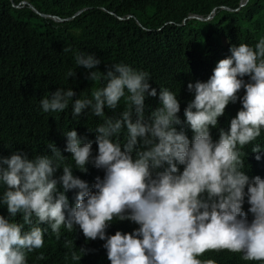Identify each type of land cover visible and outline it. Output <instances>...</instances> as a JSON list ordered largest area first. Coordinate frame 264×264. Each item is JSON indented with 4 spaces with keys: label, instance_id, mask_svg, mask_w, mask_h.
Segmentation results:
<instances>
[{
    "label": "clouds",
    "instance_id": "obj_1",
    "mask_svg": "<svg viewBox=\"0 0 264 264\" xmlns=\"http://www.w3.org/2000/svg\"><path fill=\"white\" fill-rule=\"evenodd\" d=\"M241 17L242 40L179 32L160 44L169 56L157 65L164 54L153 51L150 72L125 63L101 72L100 59L78 52L76 66L101 82L89 96L59 86L54 65L57 89L40 105L63 124L59 141L0 156V264H28L66 231L95 244L103 264H264V14ZM188 41L203 42L201 57ZM65 247L74 262L85 254L73 240Z\"/></svg>",
    "mask_w": 264,
    "mask_h": 264
},
{
    "label": "trees",
    "instance_id": "obj_2",
    "mask_svg": "<svg viewBox=\"0 0 264 264\" xmlns=\"http://www.w3.org/2000/svg\"><path fill=\"white\" fill-rule=\"evenodd\" d=\"M22 1L39 13L62 19L80 15L63 23H55L32 12L28 5L16 8ZM240 0H0V156L12 151L28 155L43 154L51 142L61 137L63 124L55 116L42 111L40 100L57 86L54 65L64 74L59 86L74 90H90L101 82L87 79L89 72L76 66L75 55L88 52L101 60L98 70L106 72L111 64L125 63L133 68L151 71L153 51L164 54L154 64L169 56L161 43L177 33H190L201 40L219 30L232 39L242 40L247 31L246 15L253 21L264 14V0H250L245 8L231 14L221 7H237ZM215 11L208 22L188 19L191 15L206 16ZM126 17H129L125 20ZM119 18H122L120 20ZM185 22L183 23V20ZM174 22L175 24H166ZM141 24L143 30L138 26ZM158 29H160L158 31ZM264 36V26L260 32ZM186 50L201 57L204 45L188 41ZM68 48L71 51L65 52ZM71 69L75 78L66 77ZM81 125L85 120L75 121ZM61 153L65 147H57ZM3 188H0L2 194ZM4 205H0V215ZM66 240L74 247L83 246L80 261L71 260ZM43 253L45 259L37 260ZM77 254H79L77 250ZM95 244L84 243L75 231H66L61 242L48 241L39 252L28 258V264H103Z\"/></svg>",
    "mask_w": 264,
    "mask_h": 264
},
{
    "label": "water",
    "instance_id": "obj_3",
    "mask_svg": "<svg viewBox=\"0 0 264 264\" xmlns=\"http://www.w3.org/2000/svg\"><path fill=\"white\" fill-rule=\"evenodd\" d=\"M10 1H12V0H10ZM84 10H81V11H78L77 13H76V15H78V14H80L81 12H83ZM35 12V11H34ZM37 13V12H36ZM37 14H39V13H37ZM40 15V14H39ZM40 16H42V17H45L44 15H40Z\"/></svg>",
    "mask_w": 264,
    "mask_h": 264
},
{
    "label": "bare ground",
    "instance_id": "obj_4",
    "mask_svg": "<svg viewBox=\"0 0 264 264\" xmlns=\"http://www.w3.org/2000/svg\"><path fill=\"white\" fill-rule=\"evenodd\" d=\"M6 218V217H5ZM114 227L116 228V225L114 224ZM118 229V228H117Z\"/></svg>",
    "mask_w": 264,
    "mask_h": 264
}]
</instances>
